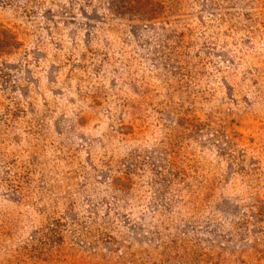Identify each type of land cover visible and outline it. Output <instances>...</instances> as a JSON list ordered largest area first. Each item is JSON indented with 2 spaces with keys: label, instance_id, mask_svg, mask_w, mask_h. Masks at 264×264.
I'll use <instances>...</instances> for the list:
<instances>
[{
  "label": "rangeland",
  "instance_id": "rangeland-1",
  "mask_svg": "<svg viewBox=\"0 0 264 264\" xmlns=\"http://www.w3.org/2000/svg\"><path fill=\"white\" fill-rule=\"evenodd\" d=\"M0 0V264H264V0Z\"/></svg>",
  "mask_w": 264,
  "mask_h": 264
},
{
  "label": "trees",
  "instance_id": "trees-1",
  "mask_svg": "<svg viewBox=\"0 0 264 264\" xmlns=\"http://www.w3.org/2000/svg\"><path fill=\"white\" fill-rule=\"evenodd\" d=\"M129 7L131 8L132 7V1L130 0V3H129Z\"/></svg>",
  "mask_w": 264,
  "mask_h": 264
}]
</instances>
